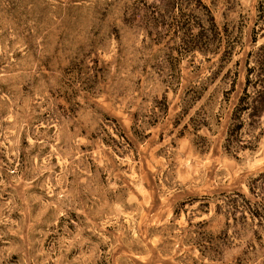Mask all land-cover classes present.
Returning <instances> with one entry per match:
<instances>
[{
  "label": "rangeland",
  "instance_id": "374dc122",
  "mask_svg": "<svg viewBox=\"0 0 264 264\" xmlns=\"http://www.w3.org/2000/svg\"><path fill=\"white\" fill-rule=\"evenodd\" d=\"M201 1L226 58L144 38L159 0H0V264H264L222 203L264 173V105L227 136L264 0Z\"/></svg>",
  "mask_w": 264,
  "mask_h": 264
},
{
  "label": "trees",
  "instance_id": "16d2710c",
  "mask_svg": "<svg viewBox=\"0 0 264 264\" xmlns=\"http://www.w3.org/2000/svg\"><path fill=\"white\" fill-rule=\"evenodd\" d=\"M260 9L262 6L260 4ZM141 14L132 16L136 18V27L144 31V38L154 44H158L167 39L171 43L167 48L174 50L177 57L184 56L194 50L202 53H215L223 48L222 57L230 55L233 48V40L227 27L219 28L214 21L211 10L201 0H159L156 4L144 5ZM173 60L177 58L171 57ZM248 75L245 77L244 86L237 102L232 109L231 126L227 130L229 139L242 125L244 119L241 114L246 112L247 117L253 118L263 107L264 86L262 79L254 74V67H247ZM253 71V73H251ZM169 75H171L169 73ZM252 77V78H251ZM254 84V87L261 85L259 89H254L251 93L247 91V86ZM262 88V89H261ZM229 140H227L228 143ZM248 192L254 198L250 201L237 192L230 193L223 197L222 203L226 206L227 213L239 214L242 219L247 214L250 220H256L260 226L264 223V173H259L250 180Z\"/></svg>",
  "mask_w": 264,
  "mask_h": 264
}]
</instances>
